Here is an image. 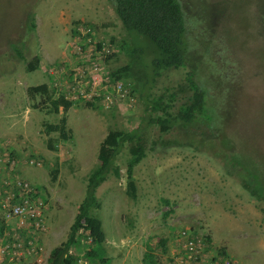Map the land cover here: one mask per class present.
Instances as JSON below:
<instances>
[{"label":"rangeland","instance_id":"1","mask_svg":"<svg viewBox=\"0 0 264 264\" xmlns=\"http://www.w3.org/2000/svg\"><path fill=\"white\" fill-rule=\"evenodd\" d=\"M210 9L215 29L218 26L240 62L234 88L224 90L226 94L217 103L214 124L232 139L235 151L244 157L241 160L247 167L246 173L251 172L247 177L253 175L254 181L260 178L264 190V0H203L191 9L195 18L206 15L200 23L202 28ZM31 14H35L37 23L34 32L28 29ZM86 25L94 28L93 35L112 52L106 62L107 69L131 71V55L123 44L128 42V50L132 49V39L108 0H0V112L16 114L11 118L0 114V124L10 123L11 130L6 129L5 133L16 144L27 141L38 153L42 152L34 157L41 160L40 165H30L27 156L18 165L19 169L22 167L18 171L27 182L46 190L42 196L48 217L45 233L49 231L43 237H46V253L42 262L35 258L26 264H48L47 254L66 240L85 198L87 179L98 166L100 144L108 129L134 128L142 117L143 107L137 108L140 99L130 93L133 79L128 81L130 89L124 85V90L127 98L135 100L134 104L118 103L115 114L107 107H89L86 105L89 99H81L68 111L62 107L54 109L49 102L36 109L32 107L28 88L45 83L55 88L60 86L59 90L63 95L68 93L71 100L80 98L68 92L72 80L67 63L78 67L73 71L74 78L83 72V67L77 65L70 53L87 60L91 57L94 46L88 45L84 52L76 42L77 39L84 42V34L76 37L74 33L78 28L84 33ZM15 46L26 59L19 57ZM36 57L41 61L40 70L28 72L27 63ZM47 70L53 81L45 76ZM55 70L56 75L52 74ZM102 80L100 71L92 70L90 81L94 89L89 93L95 95L94 90ZM90 81L86 80L85 84ZM73 94L76 96L71 98ZM60 95L56 91L55 97ZM104 103L111 102L106 99ZM65 116L67 130L71 131L67 142L58 133H46L45 127L60 124ZM153 131L159 132V128H152ZM157 132L153 141L160 137ZM50 138L58 150H48ZM173 138L180 141L184 136L173 135ZM216 143L217 151H211L212 155L180 145L158 146L157 150L148 151L135 168L136 201L126 194L129 153L125 149L117 156L121 177L112 174L98 188L97 197L103 205L93 212L102 221L106 236L109 261L106 264H149L151 255L155 264H163L171 252L169 246L165 253L160 238L173 239L181 228H191L204 240L209 237L211 241L206 243L211 258L222 259L220 252L225 251L232 264H264V201L244 189L241 177L225 173L220 143L218 140ZM58 161L57 181L52 182L50 171ZM170 209L173 213L166 217ZM0 217H4L1 220L4 222L6 216L0 213ZM82 263L102 264L88 263L86 259Z\"/></svg>","mask_w":264,"mask_h":264},{"label":"trees","instance_id":"2","mask_svg":"<svg viewBox=\"0 0 264 264\" xmlns=\"http://www.w3.org/2000/svg\"><path fill=\"white\" fill-rule=\"evenodd\" d=\"M108 1L113 5L123 29L132 39V49L128 50V42L123 44L126 53L129 51L131 55V71H126L127 68L113 71L107 69L106 62L112 52L102 46V41L97 40L93 35L94 28L86 25L84 33L79 28L74 33L76 37L84 34V42L76 40L84 52H87L88 45L94 46L92 55L87 60L80 58L77 53H70V56L75 58L77 65L83 67V72L76 74L74 78L73 71L78 70V67H71L67 63V69L70 71L69 76L72 80L68 92L69 94L75 93L80 98H72L76 96L73 94L71 100L67 98L68 93L63 95V91L59 90L60 86L55 88L46 83L28 88V96L31 101L33 100L32 107L35 109L49 102L54 109L62 107L68 111L81 99L85 101L89 99L90 101L86 103L89 107L100 106V109L107 107L114 113L118 103H126L131 106L135 102L131 97L120 98L114 104L106 105L104 103L107 99L106 95L116 97L117 89L114 86L117 83L125 82L126 84L122 86L123 91L125 87L129 88L131 85L130 93H133L132 96L136 98L138 95L140 99V101L136 100L137 108L143 107V109L141 108L142 117L138 119V124L134 128L108 129L100 144L98 166L87 179L85 198L79 206L78 214L70 227L66 240L52 249L47 260L48 264H83L82 259H86L88 263L99 261L106 264L109 262L106 258V236L102 221L93 212L101 209L103 205L101 198L97 197L98 188L112 174L117 178L121 177V170L116 165V160L117 156L125 149L130 156L126 172V194L134 201L138 196L135 168L147 157L148 151L157 150L158 146L172 148L175 145H180L198 153L210 152L209 154L212 155L211 151H217V140L220 143V155L224 159L225 173L229 176L241 177L244 189L252 197L264 201V190L260 178L254 181L252 180L253 175L247 177L251 172L247 171L248 174L246 173L247 167L241 160L244 157L238 150L235 151L232 139L214 124L213 113L217 103L226 94L224 90L234 88V83L240 72V62H238L229 41L218 30V26L215 29L211 9L207 11V22L202 28L200 23L206 15L195 18L191 9L200 5L203 0ZM36 27L35 14H31L28 16V29L30 32H34ZM15 48L19 57L26 59L22 50L20 51L16 46ZM40 63L38 57L31 59L27 63V71H39ZM95 68L100 71L103 78H109L110 87L106 89L99 85L95 88L96 94L90 97L88 94L93 91L94 87L90 83L86 85L85 82L88 79L91 80V72L93 69L95 72ZM50 69L53 68L50 67ZM60 69L62 68H57V70ZM55 72L57 71H53L52 74L56 75ZM46 73L45 76L53 81V76L49 74L51 72L48 73L47 70ZM129 79H133L134 84H130ZM56 91L61 93L59 98L55 97ZM39 98L41 99L38 100ZM66 124V116L63 117L60 124H46V133H58L59 138L67 142L70 139L71 131L67 130ZM156 127L159 128V132H152V128ZM155 132L160 134V137L153 141L152 137L156 135ZM165 135H169V137ZM173 135H177V137L183 135L184 139L179 141L174 139ZM150 142L152 146H149ZM0 145L6 149L3 153L6 152L15 157L12 149L2 143ZM47 148L50 151L58 150L52 138L47 142ZM223 149L227 150V153ZM216 155H218L217 152ZM58 163L59 161L56 168L50 171L52 182L57 181L58 167L60 166ZM64 163L66 164V162ZM171 213L173 211L170 209L165 216L167 217ZM1 218L3 217H0V238L5 228ZM187 235L191 238L200 237L191 228H181L176 230L175 238H160L159 244L165 249V253L170 246L171 254L179 255L180 247L183 245L180 237L185 239ZM201 239L205 243L211 241L209 237H206L205 240ZM36 242L33 238H28L25 245H35ZM34 247L35 253H42L39 248ZM220 255L224 256L221 259V264H232L229 263V256L225 251L220 252ZM153 258L151 255L150 263L155 264ZM212 259L217 260V258Z\"/></svg>","mask_w":264,"mask_h":264},{"label":"built area","instance_id":"3","mask_svg":"<svg viewBox=\"0 0 264 264\" xmlns=\"http://www.w3.org/2000/svg\"><path fill=\"white\" fill-rule=\"evenodd\" d=\"M109 83V78H103L100 85L109 89ZM90 84L93 85L91 81ZM94 85H97L96 82ZM114 87L117 89V95L116 97L106 95L108 101L112 103L120 98H127V91H123L120 83ZM93 94L88 95L92 97ZM5 150L0 145V162L5 168V172L0 175V213L6 216L4 242H0V264H19L26 253L35 255L34 246L43 251L37 242L35 245H25V242L28 238L37 241L38 237L47 231V206L42 199L43 193L20 175L18 160L9 153H3ZM41 163L36 159L29 160L30 165ZM180 241L183 245L180 247L179 255L170 254L163 264H219L210 257L208 246L200 237L191 238L187 235L185 239L180 237Z\"/></svg>","mask_w":264,"mask_h":264},{"label":"crops","instance_id":"4","mask_svg":"<svg viewBox=\"0 0 264 264\" xmlns=\"http://www.w3.org/2000/svg\"><path fill=\"white\" fill-rule=\"evenodd\" d=\"M35 77H36V75L34 74L33 75V79ZM26 101L28 103V98H26ZM0 114H2L3 116H7L8 118L14 117L16 115L15 113H12V112H9L8 113L7 111H5V113L4 112H0ZM9 125H10V123H8V122H3L2 124H0V143H2L4 146H6L9 149H12L14 151L13 154L16 157V159L18 160L19 164H20V162L22 160H24L25 158H27V156L30 157L29 158V160H30L31 158H34L36 156H39L42 153V152L38 153V149H36L34 146L30 145V143L28 144L27 141H25L26 143H22L20 141L21 143L18 142L16 144V141L13 139V137H11V135L9 136V135H7L5 133L6 132L5 131L6 129H8L9 131L11 130V128L9 127ZM24 131L25 132H29L27 129L24 130ZM25 135L26 134H24V137H25ZM20 169H22V167ZM3 172H5V168H4V164L2 163V164H0V175L3 174ZM44 187H46V186H44ZM43 190H45V188H43L42 191ZM47 233L49 234V231ZM47 233L41 234L38 237V239H37V243H38V245L40 247H42L43 252L41 254L35 253V257L32 256V255H30V254H27L26 253L25 256L22 259V264H26V263H28L29 260H32V259H35V258H40V262H42V256H43L44 253H46L45 250H44V246L47 245L44 242V239L46 240V237L45 238H43V237L45 236V234L48 235ZM5 241H7V240H5ZM0 242H4L3 241V233H2V237L0 238ZM41 242H42V246H41ZM50 253H48L47 256H46V263H48L47 260H48V257L50 255Z\"/></svg>","mask_w":264,"mask_h":264},{"label":"bare ground","instance_id":"5","mask_svg":"<svg viewBox=\"0 0 264 264\" xmlns=\"http://www.w3.org/2000/svg\"><path fill=\"white\" fill-rule=\"evenodd\" d=\"M54 83V82H53ZM217 262L219 263V264H221V259H217ZM231 261L229 260V263H230ZM225 263H227V261L225 260ZM232 263V262H231Z\"/></svg>","mask_w":264,"mask_h":264},{"label":"clouds","instance_id":"6","mask_svg":"<svg viewBox=\"0 0 264 264\" xmlns=\"http://www.w3.org/2000/svg\"><path fill=\"white\" fill-rule=\"evenodd\" d=\"M31 159H36V160H38L37 158H31ZM40 161V160H39ZM19 171H20V169H19ZM42 193H43V191L42 190H40ZM43 195H44V193H43ZM47 219H48V217H47ZM43 252V251H42Z\"/></svg>","mask_w":264,"mask_h":264}]
</instances>
